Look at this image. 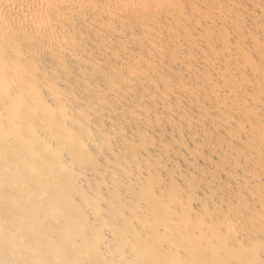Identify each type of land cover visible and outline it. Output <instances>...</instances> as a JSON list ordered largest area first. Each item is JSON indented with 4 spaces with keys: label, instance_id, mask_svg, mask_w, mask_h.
<instances>
[{
    "label": "bare ground",
    "instance_id": "bare-ground-1",
    "mask_svg": "<svg viewBox=\"0 0 264 264\" xmlns=\"http://www.w3.org/2000/svg\"><path fill=\"white\" fill-rule=\"evenodd\" d=\"M0 264H264V0H0Z\"/></svg>",
    "mask_w": 264,
    "mask_h": 264
}]
</instances>
